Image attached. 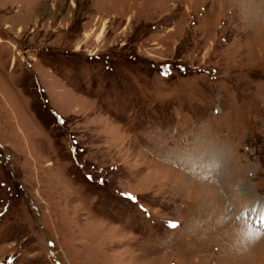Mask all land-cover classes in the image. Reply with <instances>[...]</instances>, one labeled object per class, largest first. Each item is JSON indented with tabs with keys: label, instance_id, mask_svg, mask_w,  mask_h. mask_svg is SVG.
<instances>
[{
	"label": "rangeland",
	"instance_id": "obj_1",
	"mask_svg": "<svg viewBox=\"0 0 264 264\" xmlns=\"http://www.w3.org/2000/svg\"><path fill=\"white\" fill-rule=\"evenodd\" d=\"M258 201L264 0H0V264H264Z\"/></svg>",
	"mask_w": 264,
	"mask_h": 264
},
{
	"label": "snow or ice",
	"instance_id": "obj_2",
	"mask_svg": "<svg viewBox=\"0 0 264 264\" xmlns=\"http://www.w3.org/2000/svg\"><path fill=\"white\" fill-rule=\"evenodd\" d=\"M101 182H103V181H101ZM123 195L130 196L131 199H133V200L136 199L134 196H131V194H123ZM262 219H264V217H262ZM169 226L175 228V227H177L178 225H177V223H175V222H169ZM254 235L257 236V237H259V236L261 235V233L257 232V233H255Z\"/></svg>",
	"mask_w": 264,
	"mask_h": 264
},
{
	"label": "bare ground",
	"instance_id": "obj_3",
	"mask_svg": "<svg viewBox=\"0 0 264 264\" xmlns=\"http://www.w3.org/2000/svg\"><path fill=\"white\" fill-rule=\"evenodd\" d=\"M253 13H254V12H253ZM261 95H262V94H261ZM256 208H262V209L264 210V203H263V202L261 203V202H259V201H258L256 204L254 203L252 209H253V210H256ZM263 221H264V220H263Z\"/></svg>",
	"mask_w": 264,
	"mask_h": 264
}]
</instances>
